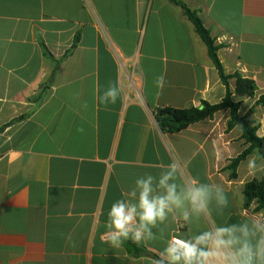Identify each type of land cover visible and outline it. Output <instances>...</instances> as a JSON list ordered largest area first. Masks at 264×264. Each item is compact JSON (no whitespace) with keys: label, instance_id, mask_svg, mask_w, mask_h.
<instances>
[{"label":"crops","instance_id":"1","mask_svg":"<svg viewBox=\"0 0 264 264\" xmlns=\"http://www.w3.org/2000/svg\"><path fill=\"white\" fill-rule=\"evenodd\" d=\"M181 1L220 46L225 73L256 82L255 97L242 99L244 116L264 95V0ZM109 84L121 95L104 105ZM226 91L204 41L171 0H0V264H151L173 236L264 216L257 201L243 207L246 183L264 177L244 174L256 153L236 179L226 169L247 148L242 130L228 128L229 110L174 134L155 119L161 107L220 104ZM261 114L258 106L251 117L259 137ZM170 164L178 182L223 184L228 209L192 224L166 221L153 240L109 247L112 203L137 177H158Z\"/></svg>","mask_w":264,"mask_h":264},{"label":"clouds","instance_id":"2","mask_svg":"<svg viewBox=\"0 0 264 264\" xmlns=\"http://www.w3.org/2000/svg\"><path fill=\"white\" fill-rule=\"evenodd\" d=\"M164 78L156 84L163 87ZM121 92L109 84L99 97L104 105L115 104ZM248 177L264 176V155L257 151L243 165ZM175 164L157 176L145 174L122 192L107 213L105 243L119 248L127 240L140 244L155 239L153 229L166 221L192 224L215 210L223 215L230 201L226 188L196 178L179 180ZM71 241V236L68 237ZM151 264H264V216L240 217L239 223L213 224L195 233L173 236Z\"/></svg>","mask_w":264,"mask_h":264},{"label":"trees","instance_id":"3","mask_svg":"<svg viewBox=\"0 0 264 264\" xmlns=\"http://www.w3.org/2000/svg\"><path fill=\"white\" fill-rule=\"evenodd\" d=\"M171 1L182 7L187 18L193 23L196 32L204 41L208 49L209 57L218 70L221 81L225 85L227 91L223 102L216 105H210L209 103L204 102L202 103V108L194 106L186 109H176L167 106L158 108L154 113L156 122L162 131L174 134L188 129L195 123L210 119L214 114L220 111L229 110L230 121L228 123V128L239 127L243 132L242 137L247 146L243 153L236 159L231 160L226 168L227 171L230 172V177L236 179L237 168L243 160L253 153L257 154V151L260 155H264V135L262 137L258 136L260 125L256 124V122L251 119L256 107H264V95L256 101L254 106L244 116H240L239 112L243 103L242 99L254 98L256 95L258 90L256 82L239 72L227 75L218 55L220 46L216 44V40L212 37L211 32L205 27L199 14L188 8L181 0ZM42 47L46 54L55 60L46 50L45 46L42 45ZM58 64L59 62L56 63V69ZM232 79H234L236 83L234 91L230 88V80ZM243 196V207L245 209L250 208L252 203L257 201L258 205L255 208V212L261 213L264 211V177L261 179L255 178L246 183Z\"/></svg>","mask_w":264,"mask_h":264},{"label":"rangeland","instance_id":"4","mask_svg":"<svg viewBox=\"0 0 264 264\" xmlns=\"http://www.w3.org/2000/svg\"><path fill=\"white\" fill-rule=\"evenodd\" d=\"M137 65H138V61H137V63L134 62V66H132V64H131V66H130L131 68H128L129 71H132V72H135L136 73L137 72V67H138ZM121 68H122L123 76L126 77V70H125L126 67L122 65ZM124 81L126 83V80L125 79H124ZM248 106L249 105H245L244 106V110H246ZM260 117L264 121V115L261 114Z\"/></svg>","mask_w":264,"mask_h":264}]
</instances>
